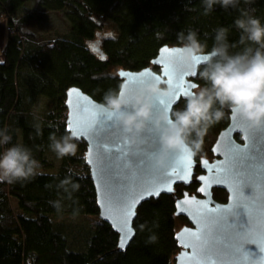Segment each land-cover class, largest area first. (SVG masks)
Returning a JSON list of instances; mask_svg holds the SVG:
<instances>
[{
	"label": "trees",
	"instance_id": "obj_1",
	"mask_svg": "<svg viewBox=\"0 0 264 264\" xmlns=\"http://www.w3.org/2000/svg\"><path fill=\"white\" fill-rule=\"evenodd\" d=\"M31 2L34 16L17 17ZM239 9L250 10L264 24V0H240L235 9L216 4L207 14L203 0H0V21H6L9 30L0 50V129L6 127L12 136L3 147L17 143L28 147L42 173L13 184L0 182V264L175 263L180 251L175 239L177 224L187 225L188 221L176 217L173 197L163 195L138 209L135 239L125 252H119L118 234L99 217L85 160L86 144L77 143L76 155L63 157L59 170L49 174L47 170L54 168L47 155L49 137L68 134L66 94L70 88L78 87L102 103L109 89L120 90L119 70L141 71L152 66L161 48L177 46L180 32L195 31L210 51L216 30L226 28L229 44L238 45L240 32L234 21ZM51 12L64 13L66 33L46 38L37 32L38 24L28 26L42 22ZM106 22L115 26L116 34L104 35L97 41L100 45L92 48ZM239 50L240 46L230 48L233 53ZM153 69L160 72L158 67ZM196 83L204 84L199 77ZM41 101L45 106L38 111ZM184 104L182 100L175 109ZM229 122L230 109L225 108L223 118L205 135L198 160L212 157L211 148ZM69 169L78 174L73 175V182L79 185L71 196L57 187ZM200 172L197 169L196 175ZM197 188L193 183L178 186L176 191L181 196L184 191L193 194ZM213 196L219 203L228 197L219 189ZM56 201L59 210L52 203ZM142 224L146 225L143 230ZM153 234L156 241L148 243Z\"/></svg>",
	"mask_w": 264,
	"mask_h": 264
},
{
	"label": "water",
	"instance_id": "obj_2",
	"mask_svg": "<svg viewBox=\"0 0 264 264\" xmlns=\"http://www.w3.org/2000/svg\"><path fill=\"white\" fill-rule=\"evenodd\" d=\"M205 61V57L201 56L197 64L203 67ZM153 67L160 68V72L154 71ZM165 71L168 72L167 76L164 75ZM192 72V67L180 58L175 47L164 46L152 61V66L141 71L121 69L117 76L122 81L124 95L128 98L142 82L159 77L162 86L168 85L173 88L170 97L175 100L171 104V110H174L182 100L186 99L179 93H183L186 89L189 93L195 90L191 85L197 84L198 75L193 76ZM121 73L126 75H121ZM66 95L67 132L75 137L74 142H83L87 146L85 160L95 187L99 217L118 234L119 252H125L135 239L134 223L138 216V209L144 203L163 195L173 197L176 217L185 218L188 221V224L184 225L175 235L180 251L175 256L174 264H198L201 259L199 245L205 241L211 244L215 238L211 225L202 224L200 217H221L223 220L220 226L221 231L235 228L237 232H244L250 226L249 215L251 219L259 222L260 215L264 213V194L261 193L259 184L252 186L247 177L257 170V180L264 182V128L250 129L245 120L230 110L229 125L218 134L211 148L213 160L205 157L197 160L196 155L184 149L169 153L166 166L158 167L155 164V158L161 150L160 132L154 127L153 120L164 108L157 104V97H155L152 105L153 119L147 121L144 131L138 137L137 145L127 144V148L130 152L136 153L148 150L150 163L156 171L153 174L132 176L127 172L110 167L104 159L98 161V157L107 156L114 151L112 140L101 130L105 124L111 125L118 141H125V133L116 119L107 121L106 113L101 112L102 109L99 107L100 103L78 87L70 88ZM161 98L166 102L169 100V97ZM125 110H131V105ZM236 135H240L241 142L236 140ZM229 145L233 146L234 150L246 152L238 161L236 170L243 173L241 177L244 181L242 184V191L245 195L243 199L250 201L253 205L249 214L243 207H237L234 213L228 214V209L241 198L242 194L234 193L231 182L216 179L221 169L229 162ZM120 146L125 147L123 143ZM112 155L119 156V153L113 152ZM128 159L135 166L140 158L129 154ZM202 161L208 163L202 164ZM197 169H200L202 173L196 175ZM199 177L205 179L201 181ZM136 181L143 182L146 190L145 188L136 189ZM193 183L198 184L195 193L190 194L184 191L181 196L177 194L176 187H189ZM216 189L227 193L225 203L214 200L213 191ZM126 204L131 205L130 214L124 208ZM244 250L252 255V259L246 264H264V253H261L255 244H245Z\"/></svg>",
	"mask_w": 264,
	"mask_h": 264
},
{
	"label": "clouds",
	"instance_id": "obj_3",
	"mask_svg": "<svg viewBox=\"0 0 264 264\" xmlns=\"http://www.w3.org/2000/svg\"><path fill=\"white\" fill-rule=\"evenodd\" d=\"M244 2L250 3L251 0ZM203 4L207 14L216 4L224 9H235L240 0H203ZM239 11L240 15L234 21L240 32L238 45L229 44L226 28L216 30L210 51L205 50L206 45L200 42L195 31L190 30L186 35L183 32L177 34L175 51L204 84H195V90L186 97L183 108L162 110L153 120L154 127L160 132L161 150L155 158L158 167L166 166L171 152L187 149L194 156L200 153L205 135L223 118L225 108L237 113L250 129L264 128V24L250 10ZM238 46L239 51L230 52V48ZM201 56L206 57L203 67L197 64ZM172 93L173 88L162 86L160 80H146L132 92L130 98L124 95L123 85H120L119 91L109 89L99 107L116 119L125 133V142L135 146L147 121L153 119V99ZM129 105L131 110L126 111ZM11 140L8 129H0V147L9 145ZM49 140V148L58 158L76 155L78 145L72 134L57 138L53 133ZM40 168L41 164L33 158L31 149L23 144L3 147L0 152V182L13 184L30 180L42 174L38 171ZM68 172L69 175L60 180L57 187L71 196V192L79 188L73 182V175L78 174L73 169ZM52 203L59 210V202ZM140 227L143 230L146 225ZM156 239L153 234L147 242L154 243Z\"/></svg>",
	"mask_w": 264,
	"mask_h": 264
},
{
	"label": "snow or ice",
	"instance_id": "obj_4",
	"mask_svg": "<svg viewBox=\"0 0 264 264\" xmlns=\"http://www.w3.org/2000/svg\"><path fill=\"white\" fill-rule=\"evenodd\" d=\"M165 51L168 50L165 49ZM176 53L178 54L177 51ZM121 75L126 74L121 73ZM164 75L167 76L168 72L165 71ZM191 75L195 76L194 73H191ZM156 80H160V78L156 77ZM191 87L194 88L195 84H192ZM189 94L190 93L187 89L183 93H179V95H183L185 97ZM167 97H169V100L166 102L163 98L158 96L156 102L158 105L162 106L164 110H171V104L174 103L175 100H173L170 96ZM101 112L105 113L103 110H101ZM112 119L113 117L106 113V120L111 121ZM101 130L109 137V139L112 140V146L114 149L113 152L119 153V156H113V152H111L107 156L98 157V161L100 159H104L108 162L110 167L127 172L132 176L143 175L145 173H155L156 170L153 169L150 163L148 150L141 153L130 152L125 141H118L116 133L111 128V125L105 124ZM73 134L75 135V133ZM121 143H123L125 147H121ZM228 152L230 153L229 162L226 167L221 169V173L216 177V179L231 182L234 193L242 194L241 198L228 209V214L234 213V209L237 207H243L247 214H249L253 205L250 201L243 199V196H245L242 191V184L244 181L241 177L243 176V173L236 170L238 161L242 159L246 152L234 150L231 145L228 147ZM129 154L139 157V163L134 166L128 159ZM207 163V161H202V164ZM257 176L258 172L257 170H254L248 175L247 179L252 186L259 184L260 191L264 194V182L258 181ZM198 179L203 181L205 178L199 177ZM135 188H145L146 190V185L143 182L136 181ZM125 196H127V193H125ZM132 199L134 200L135 198L133 197ZM124 208L130 214L131 205L126 204L124 205ZM200 220L205 226L211 225L215 232V238L211 244L205 241L199 245L201 259L198 261V264H246L247 261L252 259V255L244 250L245 244H255L259 251L264 253V213L260 215L258 223L256 220L251 219L249 215L250 226L244 232H237L235 231V228H227L226 230L221 231L220 226L223 223V220L218 216H203L200 217Z\"/></svg>",
	"mask_w": 264,
	"mask_h": 264
},
{
	"label": "rangeland",
	"instance_id": "obj_5",
	"mask_svg": "<svg viewBox=\"0 0 264 264\" xmlns=\"http://www.w3.org/2000/svg\"><path fill=\"white\" fill-rule=\"evenodd\" d=\"M35 11H36L35 6L31 2V3H28L26 5V7L21 12H19L16 16L17 17H19V16L25 17L26 16L27 18H29V16H31V15L34 16ZM35 18L38 19L37 17H35ZM33 22L34 23L29 24L28 26L30 27V26L38 24L37 32H39L41 35H43L46 38L52 37L53 35H56L58 33L63 34V33H66L68 31V21H67L63 12H51L48 16H46L45 20H43L42 22H39V21L38 22L33 21ZM35 22H37V23H35ZM104 26H105L104 30L99 35V37L91 43L92 48L98 47L100 45L99 43L97 44V41L101 37H103L104 35H112V34L115 35L116 34L117 30L112 23L106 22V25H104ZM8 34H9L8 23L4 20L0 21V50H3V48L5 47ZM115 71L116 70H114V72ZM44 106H45L44 102L41 101L38 104L36 110L43 111ZM47 155H48L49 161L52 164H54V168L49 169L47 171L49 174H54L59 170L62 158H58L56 156V154L51 149L48 150ZM211 156H213L212 153H211ZM44 170L45 169H43V171ZM12 202H13V205L16 207L17 206L16 201L12 200ZM70 219H73V218H70ZM79 220H80V218H79ZM83 222H86V220L83 219ZM184 225H185L184 223L178 222L177 231H179Z\"/></svg>",
	"mask_w": 264,
	"mask_h": 264
},
{
	"label": "flooded vegetation",
	"instance_id": "obj_6",
	"mask_svg": "<svg viewBox=\"0 0 264 264\" xmlns=\"http://www.w3.org/2000/svg\"><path fill=\"white\" fill-rule=\"evenodd\" d=\"M237 136V135H236ZM238 136H240V135H238ZM237 140V139H236ZM238 141V140H237ZM238 142H241V137H240V140L238 141ZM213 155V154H212ZM207 158V157H206ZM207 159H209V160H213L214 159V156H212L211 158H207ZM198 160V159H197ZM200 173H202V172H200Z\"/></svg>",
	"mask_w": 264,
	"mask_h": 264
}]
</instances>
